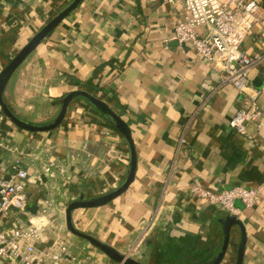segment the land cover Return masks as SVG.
<instances>
[{"label": "crops", "instance_id": "1", "mask_svg": "<svg viewBox=\"0 0 264 264\" xmlns=\"http://www.w3.org/2000/svg\"><path fill=\"white\" fill-rule=\"evenodd\" d=\"M70 1L0 0V70ZM183 13L181 0H82L14 72L4 99L16 114L40 122L57 99L82 89L129 125L135 179L113 201L75 210L81 230L147 264H199L221 248V220L230 213L191 194L190 186L254 188L255 204H234L246 231L244 264H264V60L250 70L247 93L222 83L192 44L176 41ZM258 14L264 19V0ZM243 47L250 55L264 50L261 24ZM255 94L260 127L248 123L249 137L229 121ZM51 162L63 164L66 175L59 167L46 174ZM128 162L126 140L84 98H75L62 124L47 132L0 118V173L7 176L13 164L28 172L26 221L38 222L43 209L48 218H65L81 194L95 197L120 184ZM64 236L75 263L116 264L88 240ZM241 238L233 226L223 264H233Z\"/></svg>", "mask_w": 264, "mask_h": 264}, {"label": "built area", "instance_id": "2", "mask_svg": "<svg viewBox=\"0 0 264 264\" xmlns=\"http://www.w3.org/2000/svg\"><path fill=\"white\" fill-rule=\"evenodd\" d=\"M181 1L184 13L174 26L176 41L180 45L192 44L199 56L220 73L222 83H230L247 93L251 88L250 70L264 60V50L250 55L243 47L257 23L264 33V19L258 14L260 0ZM200 27L206 31L199 32ZM256 95L250 96L249 106L239 109L229 121L231 128L249 137L248 123L260 127L261 110ZM3 117L0 112V118ZM185 143L183 136L180 145ZM54 167L66 175V167L59 162H51L45 173L50 175ZM27 182L28 172L18 164H13L7 176L0 173V264H66L67 260L83 264L81 260L75 263L76 258L71 255V244L64 236L69 233L64 217L62 221L48 218L46 209L38 215V222L21 217L28 205ZM190 193L237 215L240 209L235 206V199L252 206L258 191L243 186L213 191L195 182Z\"/></svg>", "mask_w": 264, "mask_h": 264}, {"label": "water", "instance_id": "3", "mask_svg": "<svg viewBox=\"0 0 264 264\" xmlns=\"http://www.w3.org/2000/svg\"><path fill=\"white\" fill-rule=\"evenodd\" d=\"M82 0H71L57 14H55L32 38L23 46V48L10 60V62L0 70V107L6 117H8L19 128L30 132H47L58 128L68 111L70 103L77 97L86 99L94 106L126 139L129 147L128 170L123 182L114 190L93 198H85L81 194L78 199L69 202L65 211V223L67 230L73 235L88 240L92 245L103 251L116 264H147L133 256L122 252L118 248L109 245L92 234H89L78 228L73 220V212L79 208H94L105 205L118 196L123 194L133 183L137 169V154L132 139L131 129L123 118L114 111L105 100H102L86 90H74L60 98L61 106L56 118L47 123H36L20 118L8 105L4 99L6 86L14 72L27 60L28 56L40 45V43L54 30L62 20H64L73 10H75ZM224 226V240L219 251L209 259L199 264H221L227 254L230 246L231 228L239 226L242 232L241 242L237 249V260L234 264H244V254L246 249V231L244 224L236 214H229L221 220Z\"/></svg>", "mask_w": 264, "mask_h": 264}, {"label": "rangeland", "instance_id": "4", "mask_svg": "<svg viewBox=\"0 0 264 264\" xmlns=\"http://www.w3.org/2000/svg\"><path fill=\"white\" fill-rule=\"evenodd\" d=\"M72 103V102H71ZM71 103H70V105H71ZM70 105H69V107H70ZM50 107H51V109L50 108H48V109H45V115L43 116L44 118H43V121H40V122H36V123H47V122H50V121H52V120H54L55 118H56V116L59 114V111H60V108H61V106H60V104L58 103V105H50ZM69 107H68V110H69ZM12 109V108H11ZM13 110V109H12ZM67 114H68V111H67ZM67 114H66V116H67ZM18 115V114H17ZM20 118H22V119H25V120H27V121H31V120H29L28 118H25V117H22V116H20V115H18ZM66 116H65V118H66ZM64 118V119H65ZM64 121V120H63ZM33 122H35V121H33ZM109 122V121H108ZM109 124L111 125V128L115 131V132H117V134H119L120 136H121V138H123V140L125 141L126 139L123 137V135L118 131V129L114 126V125H112L110 122H109ZM33 133H37V132H33ZM127 142V141H126ZM128 144V143H127ZM128 150H129V147H128ZM127 173V172H126ZM126 176V175H125ZM125 176H124V178H125ZM123 182V180L121 181V183ZM120 183V184H121ZM120 184H118V185H116V186H114L111 190H109L108 192H110V191H112V190H114L115 188H117ZM108 192H106V193H108ZM105 193V194H106ZM103 195V194H102ZM98 196H100V195H98ZM95 197H97V196H95ZM85 198H87V197H85ZM90 198H93V197H90ZM78 199V198H77ZM80 209V208H79ZM73 214H74V212H73ZM60 221H62L63 220V218H60L59 219ZM69 234H72L71 232H69ZM237 249H238V246H237V248H236V250L234 251V253L235 254H233V258H232V263L234 264L235 263V261L237 260ZM228 251H229V248H228ZM227 251V254L225 255V257H224V260L222 261V263L221 264H223L226 260H227V258L229 257V252ZM231 254H232V252H231Z\"/></svg>", "mask_w": 264, "mask_h": 264}, {"label": "trees", "instance_id": "5", "mask_svg": "<svg viewBox=\"0 0 264 264\" xmlns=\"http://www.w3.org/2000/svg\"><path fill=\"white\" fill-rule=\"evenodd\" d=\"M59 100H60V99H57L56 102L59 103Z\"/></svg>", "mask_w": 264, "mask_h": 264}]
</instances>
